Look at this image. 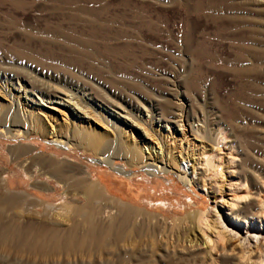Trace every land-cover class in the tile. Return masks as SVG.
<instances>
[{"label": "rangeland", "instance_id": "1", "mask_svg": "<svg viewBox=\"0 0 264 264\" xmlns=\"http://www.w3.org/2000/svg\"><path fill=\"white\" fill-rule=\"evenodd\" d=\"M180 1L0 0V16H26L30 23L37 22L43 27L47 17L60 19L56 21L57 26L64 24L65 27L69 25L60 22L63 18L124 22L111 27L108 24L113 33L77 36L80 47L97 51L100 57L97 64L103 67L105 77L98 80L88 75L76 82L92 91L94 88L97 92H91L107 111L117 105L123 116L141 124H137L139 129L132 130L119 121L120 127L114 130L95 123L91 129L107 131L105 141L117 149L134 144L144 150L153 146L157 163H168L175 157V164H171L173 172L153 177L135 168L136 176L130 180L112 169L113 165L125 163L122 157L113 165L97 164L92 156L80 150L76 141L72 142L77 146L76 151L60 150L51 143L48 133L46 136L39 133L40 136L30 128L33 125L22 128L23 132H29L23 140L0 134V178L4 176L10 185L3 197L25 196L35 202V206L27 209L0 207V264H158L159 258L176 264V253L178 256L184 253L182 264H192L195 261L192 259V262L185 250H190L194 241L208 242L199 229L205 227L201 213L214 220L212 208L216 206L226 226L232 228V213H242L243 221L242 216L251 213L243 207L263 201L264 188L260 193L253 180L264 179V5L253 0ZM104 98L117 100L109 104ZM7 125L13 126V133L18 130L10 118ZM147 128L150 136L145 134ZM203 143L208 146L205 150ZM30 144L36 146V151L23 153L24 149H31ZM210 146L217 152L221 150V155L209 150ZM201 151L214 155L218 164L215 169L205 167L197 159ZM191 164L195 165L198 175L188 185L177 175L191 173ZM81 166H89L91 178L107 189L109 198L134 210L135 215L128 224L140 231V239L129 234L124 240L112 238L105 246L92 243L75 251L55 249V241L69 234L72 225L68 219L71 213L59 209L60 205L74 204L71 198L80 205L87 203L78 191L87 177ZM58 168L67 169L65 186L58 182L57 173H53ZM220 194L227 200L226 204L235 201L233 209L219 198V202L216 200ZM45 206L50 207L45 209ZM100 207L96 205V209ZM113 211L112 216H117V209ZM258 217L264 223L263 210ZM206 231L216 241L217 249L210 240L207 243L214 250L215 264H232V254L222 249L230 248L228 238L222 240L211 229ZM243 235L241 232L240 237ZM40 245H44L43 250ZM139 249L143 261H139ZM256 258L254 255L253 259Z\"/></svg>", "mask_w": 264, "mask_h": 264}, {"label": "bare ground", "instance_id": "2", "mask_svg": "<svg viewBox=\"0 0 264 264\" xmlns=\"http://www.w3.org/2000/svg\"><path fill=\"white\" fill-rule=\"evenodd\" d=\"M197 1L200 2L201 0ZM232 1L234 2V0ZM232 1L228 0L226 2L230 3ZM247 1L249 2V0ZM254 1L260 3V5H264V0H253V2ZM180 2H182V0ZM213 3H215V1ZM235 3H239V1H235ZM254 10L255 14H257L258 12L256 11V9ZM259 13L261 12L259 11ZM86 19L83 18L82 20L78 18H63L60 22L65 23V25H69L65 27L64 24H62L63 26H57L58 24L56 21H59L60 19H57L55 17H47L44 19L45 26L43 27L37 22L35 24L30 23V19L26 18V16H0V114H2L0 115V134L5 138H10L13 140H23L27 136H29V132H23L22 128L33 125V127L30 126V128H34V131H37L38 134L41 133V135H45L46 133H48V135L52 139L51 143L57 146L60 150L66 152H72L74 150L76 151V145L72 144L73 141H76V143L80 147V150L83 149L85 154H89L90 156H92V160H95V163L97 164L100 163L105 165H113L116 162L115 160L117 158L122 157L121 159H123L125 163L121 165H113L112 169L114 172L120 175H124L130 180L134 179V177L136 176L137 172L135 171V168H138L153 177H158L161 174H168L173 172L174 168H172L173 165L171 164H175V157L171 158L168 163H157L156 158H154L152 154L153 150L155 149L153 146L145 147L144 150L139 146V144H134L132 146L128 145V147L125 146V148L121 147L117 149L115 148L113 143H111L110 141H105V139L107 138V131L102 132L91 129V127H93L95 123H100L102 125H105L107 128L112 127L114 130H118V128L120 127L119 121H122L125 126H129L133 130V128L139 129L138 125H140L141 123L138 124V122L137 125L132 122H136V120H132V118H126L125 115L123 116L122 113L119 112V110L121 111V109L117 105L114 106V109L109 108V111H107L104 105H102L101 101L97 99V96L94 95L95 92H97L96 90L94 92V88L92 91L91 88L90 90L85 87L86 85H82L76 82L77 80L80 81L82 77H87L88 75H94L96 76V78H98V80H103L105 77L103 67H99L97 64V58L100 59L99 55L96 54L97 51L93 49L90 50L88 48L83 49V47H80L76 42L77 36L84 37L86 35L96 36L104 33L107 34L108 32L113 33V31H110L111 29H108V26L111 27L110 25H115L118 22L117 20H106L105 18L101 19H105L106 22L105 20L100 19V21ZM104 26H107L108 30L105 28L107 32H105V29H103ZM116 32H114V34ZM118 33L119 32H117V34ZM59 43L67 44V46H61L59 45ZM64 54H68L70 56H65ZM259 59L257 62H259ZM91 91L94 92V94ZM98 96H100V94H98ZM103 100H105V98ZM113 100H105V102L108 101L106 103H109L110 101L112 103ZM115 100H117V98ZM12 112H14V114ZM168 112L171 113L170 110ZM181 112H183V110ZM12 114L14 116H12ZM173 114L175 113L173 112ZM9 118L10 120L14 121V127L16 128V130L18 129L16 133H13V126L7 125L9 122ZM158 121L159 123H163L161 120ZM165 126H167V124H165ZM146 130L145 134L150 136V131H148V128ZM64 131L66 137L65 134L64 136L62 135V132L64 133ZM182 131L184 130L182 129ZM147 139L149 138L146 137V140ZM203 145V150L208 148V146ZM217 146L219 147L221 145ZM209 150L216 151V153L219 152L218 155L221 153V150H218L217 152V150L212 146H210ZM35 151L36 146L31 145V149L26 148L23 150V153H32ZM200 155L201 157L197 159H199L202 162L201 164L205 165V167H208L209 169H215L218 166V164H216L213 159L214 155H208L206 154V151H201V153H199V156ZM88 160L91 162L90 158ZM191 166L193 167V171L191 173H185V171L183 170V173H185L184 175L181 173L178 175L176 174L188 185L194 183L193 180L197 179L198 175V171L195 165L191 164ZM240 166L241 164L239 165V167ZM244 166H242V168H244ZM81 168L83 170L82 172L86 174L87 177L82 181V183H84V186H80L78 191L83 195L87 203L85 205H80L76 203L73 198H71L74 204L69 202L66 205H60L59 209H63L65 211L67 210L71 213V216L68 219L69 223L72 225L69 234L61 235L58 237L57 241H55V249L75 251L84 248L92 243L105 246L112 238L124 240L127 239V237L129 238V234H134L136 239H140V231L136 228L130 227L128 224V220H130L135 215L134 210L120 206V204L118 205L113 198H109L106 195V193H108L107 189L102 186L101 183L91 178L92 176L89 172V166H81ZM178 168L180 169V165ZM53 173H57L58 182L61 183V185L64 184L65 186L64 176L67 173V169L58 168ZM218 174L221 175V173L219 172ZM28 177L30 176L28 175ZM3 178H0V207L27 209L28 207L31 208V206H35L34 200H29L25 196L24 198L18 196L3 197L4 192L6 193L8 191V187L10 186L9 183H7ZM114 183L115 182H113V184ZM253 184L257 186L258 189L260 188L259 190L261 193V189L264 188V179L254 178ZM47 191H49V189H47ZM17 195L23 196L22 193H18ZM218 198L220 201L225 203V205H229L228 207H230V209H233L232 207L235 206V201L232 202V204H226L228 202L221 194L220 197L216 198L217 201ZM97 204H100V209H96ZM49 207L50 206H45V209H49ZM115 208L119 213L117 212L118 215L113 217V209ZM243 208H249L251 213L245 215L244 212V215L246 217L242 216L243 221L241 218L242 210L240 211L241 214H239V212L237 214L232 213V228L226 226L227 224H225V222L222 220V216L217 210L216 206L212 208V211L214 212L212 213L215 217L214 220H209L206 216L208 214L201 213L203 222V224L202 222L201 224L202 226L204 225L207 228L200 227L199 229L201 233H204L202 235L207 236L208 242L205 240V236L203 240H205L206 242L204 241V243L199 244L200 241L193 240L195 244H191L189 246L191 247L190 250H185V252L187 251L186 253L191 257L190 259H193L196 264H215V258H213L214 256L212 255L214 250H210L208 248V244L210 240V242L214 243L215 249H217L215 243L216 241H212L210 235L213 234H208V232L206 231L208 229H211L220 237V239L221 237L222 240H225L226 237L228 238V240L227 238L226 240L228 241L230 248L222 247V249H224L226 254L229 251V253L232 254V264H264V223L263 221L258 220V218H260L258 217L259 212H261L262 210L264 212V199L262 202L260 201L259 204H250L249 206L247 205ZM248 216L252 217V219H248ZM103 221L108 222L103 223ZM241 232L245 233V236L243 235V238L240 237ZM137 241L135 242L137 243ZM137 245H140V243H137ZM43 247L44 245H40L41 250H43ZM255 249H260V252L258 250V252L255 253L254 251H257ZM221 252L223 251L221 250ZM137 253H140V257L138 256V258L140 259L139 261H143L144 256L142 255L141 250L139 249V252L137 251ZM178 254L176 253L177 257H174V259H178L176 264H182V255L184 253L182 255L180 254V257L178 256ZM254 255L257 257L256 260L253 259ZM106 257H108L107 254ZM231 257H229V259ZM158 260V264H174L168 262L165 263V261H162L161 258H159ZM195 262L192 264H195Z\"/></svg>", "mask_w": 264, "mask_h": 264}, {"label": "built area", "instance_id": "3", "mask_svg": "<svg viewBox=\"0 0 264 264\" xmlns=\"http://www.w3.org/2000/svg\"><path fill=\"white\" fill-rule=\"evenodd\" d=\"M185 167H187V166L185 165Z\"/></svg>", "mask_w": 264, "mask_h": 264}]
</instances>
